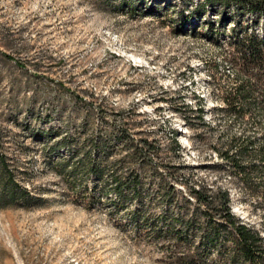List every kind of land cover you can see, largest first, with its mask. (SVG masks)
<instances>
[{
  "label": "rangeland",
  "instance_id": "obj_1",
  "mask_svg": "<svg viewBox=\"0 0 264 264\" xmlns=\"http://www.w3.org/2000/svg\"><path fill=\"white\" fill-rule=\"evenodd\" d=\"M165 1L154 8L143 0L151 6L144 11L121 0H0V156L32 194L28 207H0V264H183L145 229L137 233L124 212L88 204L91 179L71 190L59 174L48 147L66 133L73 146L87 138V112L93 125L102 113L154 141L161 170L180 165L178 175L226 188L232 213L264 227L257 200L214 165L219 129H239L213 111L217 88L233 74L222 33L231 23L208 13L184 26L197 0ZM257 27L264 31V22ZM198 99L205 126L194 118Z\"/></svg>",
  "mask_w": 264,
  "mask_h": 264
},
{
  "label": "trees",
  "instance_id": "obj_2",
  "mask_svg": "<svg viewBox=\"0 0 264 264\" xmlns=\"http://www.w3.org/2000/svg\"><path fill=\"white\" fill-rule=\"evenodd\" d=\"M154 1V8L168 3ZM120 5H137L144 11L151 8L143 5V0H121ZM208 13L217 16L220 26L231 23L222 33L228 35L233 74L217 88L220 103L213 111L229 116L239 128L232 133L219 129L214 150L221 163L214 165L226 167L264 211V31L257 27L264 22V0H197L187 10L182 25L195 19L206 20ZM213 21L205 25L211 34L215 32ZM200 100L195 105L194 118L205 126L209 123L203 120ZM97 115L99 123L93 125L87 112V138L81 143L73 146L75 138L66 133L48 147L57 157V170L71 190H75L77 182L91 179V185H87L88 204L105 202L110 214L124 212L137 233L145 229L148 239L168 246L169 257L180 263L264 264V227L232 213L226 188L182 177L176 173L180 165H168L171 172L161 170L163 163L153 159L159 151L154 141L136 139L128 127L117 126L115 118L107 122L102 113ZM171 145L173 152L181 149L175 136ZM176 182L180 189L175 187ZM30 199V190L15 179L0 156V207H28Z\"/></svg>",
  "mask_w": 264,
  "mask_h": 264
}]
</instances>
